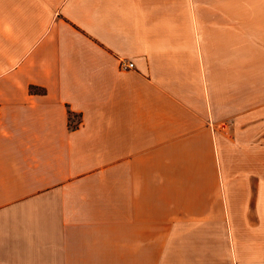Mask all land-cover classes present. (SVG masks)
Returning <instances> with one entry per match:
<instances>
[{"label": "crops", "instance_id": "0c3cea01", "mask_svg": "<svg viewBox=\"0 0 264 264\" xmlns=\"http://www.w3.org/2000/svg\"><path fill=\"white\" fill-rule=\"evenodd\" d=\"M260 83L264 0H0V264H264Z\"/></svg>", "mask_w": 264, "mask_h": 264}, {"label": "rangeland", "instance_id": "374dc122", "mask_svg": "<svg viewBox=\"0 0 264 264\" xmlns=\"http://www.w3.org/2000/svg\"><path fill=\"white\" fill-rule=\"evenodd\" d=\"M260 90H264V83H260L259 84ZM252 100H248V102L250 103ZM244 102H246V100H244ZM260 104L264 103V98H260L259 99ZM228 125V122H224L223 124L220 125L221 128H224ZM224 131V130H223ZM225 132V131H224Z\"/></svg>", "mask_w": 264, "mask_h": 264}, {"label": "built area", "instance_id": "2783aa9c", "mask_svg": "<svg viewBox=\"0 0 264 264\" xmlns=\"http://www.w3.org/2000/svg\"><path fill=\"white\" fill-rule=\"evenodd\" d=\"M122 67L123 68H132L133 63L132 62H122Z\"/></svg>", "mask_w": 264, "mask_h": 264}]
</instances>
